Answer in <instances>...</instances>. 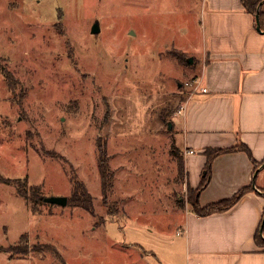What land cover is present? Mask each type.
<instances>
[{
    "label": "rangeland",
    "instance_id": "374dc122",
    "mask_svg": "<svg viewBox=\"0 0 264 264\" xmlns=\"http://www.w3.org/2000/svg\"><path fill=\"white\" fill-rule=\"evenodd\" d=\"M202 1L0 0V264H183L174 118L200 72ZM72 179L94 216L44 203L71 200Z\"/></svg>",
    "mask_w": 264,
    "mask_h": 264
},
{
    "label": "crops",
    "instance_id": "0c3cea01",
    "mask_svg": "<svg viewBox=\"0 0 264 264\" xmlns=\"http://www.w3.org/2000/svg\"><path fill=\"white\" fill-rule=\"evenodd\" d=\"M260 11L264 15V4ZM202 21L206 39L198 61L200 72L183 99L182 115L174 118L182 119L179 156L185 187L193 191L205 175L206 150L242 145L256 164H264V33L256 32L255 20L245 14L241 0H203ZM252 184L257 192L264 191V170L255 178L246 155L219 157L199 205L206 208L229 201ZM186 211L177 235L182 239L178 248L183 264H264V250L254 243L264 217V198L255 191L223 215L200 219L188 205Z\"/></svg>",
    "mask_w": 264,
    "mask_h": 264
},
{
    "label": "trees",
    "instance_id": "16d2710c",
    "mask_svg": "<svg viewBox=\"0 0 264 264\" xmlns=\"http://www.w3.org/2000/svg\"><path fill=\"white\" fill-rule=\"evenodd\" d=\"M264 4V0H241V6L243 8V11L245 14L251 16L256 20L258 18L260 30L262 33H264V15L261 13L260 9L261 6ZM255 28H256V22H255ZM6 81L10 83L9 76L5 75ZM232 154H244L247 156L249 161L252 163L254 167V175L257 173V171L260 169L262 165H258L253 161L252 155L250 151L244 147V146H238L234 149L230 150H206L203 154V156L206 158V165H205V176L201 179L199 187L195 191H191L189 189L188 192V198H187V205L189 207L190 213L200 219L209 218L214 215H223L231 211L233 208H235L239 202L248 194H251L254 192L253 185L249 188L242 189L239 191L231 200L224 201L218 204H214L211 206H208L206 208H201L199 205V199L200 196L207 190L210 181H211V173H212V165L214 161L222 156L232 155ZM181 162L179 163V173L182 175L184 172V164L182 162V158H180ZM98 171L101 181V191L103 195V199L106 202L107 197L112 194L114 189V175L109 171L108 167V158L106 156V152L102 151L101 148L98 150ZM73 192H72V199L68 201V205L72 208H77L85 211L91 216H94L93 212V201L91 196L87 193L86 188L83 186V184L76 181V179H72L71 181ZM254 183V182H253ZM26 182L23 183L20 186L19 183H15L17 186V194L18 196L23 199L26 203H28L31 206L32 211L34 212V206L36 204H39V201L41 202V198L37 195V190L30 189L27 190L26 188ZM30 192V193H29ZM30 194V195H29ZM261 194L264 195V191H261ZM264 219V217H263ZM22 242V241H21ZM25 242L24 247L27 248V242ZM255 246L260 249L264 250V225L263 221L261 222V225L255 235L254 238ZM45 249H48L45 248ZM18 250L16 249H10L8 253H14ZM50 250V249H48ZM4 253L2 249H0V254ZM24 255L26 253H22Z\"/></svg>",
    "mask_w": 264,
    "mask_h": 264
},
{
    "label": "water",
    "instance_id": "95a60500",
    "mask_svg": "<svg viewBox=\"0 0 264 264\" xmlns=\"http://www.w3.org/2000/svg\"><path fill=\"white\" fill-rule=\"evenodd\" d=\"M255 22H256V32H257L258 34H262V33H261V30H260V25H259V20H258V18H256ZM91 34H92V36H96V35L99 34V27H98V24H95V26H94L93 29H92V33H91ZM189 64L192 65V61H190ZM167 129H168V131H170V130H171V125H168V128H167ZM259 170H264V164L262 165V167H261ZM259 170H258L257 173L254 175L255 178H256V176H257ZM204 176H205V175H204ZM253 190H254L257 194H259L260 196H262V197L264 198V195L261 194V193H259V192H257V191L255 190V187H254V186H253ZM44 203H45L46 205H49V206H56V207H60V208H63V209H64V208H66L67 205H68V200H67V199H63V198H53V199L45 200ZM263 225H264V219H263Z\"/></svg>",
    "mask_w": 264,
    "mask_h": 264
},
{
    "label": "built area",
    "instance_id": "2783aa9c",
    "mask_svg": "<svg viewBox=\"0 0 264 264\" xmlns=\"http://www.w3.org/2000/svg\"><path fill=\"white\" fill-rule=\"evenodd\" d=\"M203 93H206V92L204 91ZM182 113H183V111H182V109H180V110L178 111L177 115H178V116H181Z\"/></svg>",
    "mask_w": 264,
    "mask_h": 264
}]
</instances>
